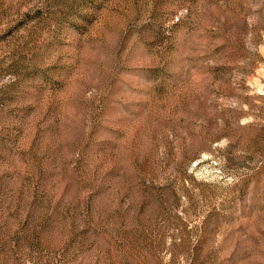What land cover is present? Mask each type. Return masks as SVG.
<instances>
[{
  "label": "rangeland",
  "instance_id": "374dc122",
  "mask_svg": "<svg viewBox=\"0 0 264 264\" xmlns=\"http://www.w3.org/2000/svg\"><path fill=\"white\" fill-rule=\"evenodd\" d=\"M0 264H264V0H0Z\"/></svg>",
  "mask_w": 264,
  "mask_h": 264
}]
</instances>
